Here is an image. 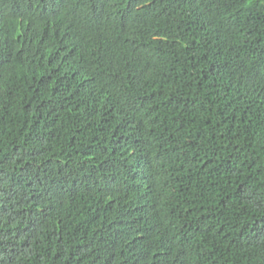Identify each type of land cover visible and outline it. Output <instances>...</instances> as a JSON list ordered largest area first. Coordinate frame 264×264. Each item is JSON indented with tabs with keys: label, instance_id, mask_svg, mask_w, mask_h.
<instances>
[{
	"label": "trees",
	"instance_id": "obj_1",
	"mask_svg": "<svg viewBox=\"0 0 264 264\" xmlns=\"http://www.w3.org/2000/svg\"><path fill=\"white\" fill-rule=\"evenodd\" d=\"M0 264H264V0H0Z\"/></svg>",
	"mask_w": 264,
	"mask_h": 264
}]
</instances>
